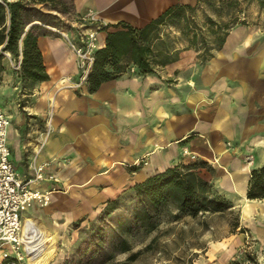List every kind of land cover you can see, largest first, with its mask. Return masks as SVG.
Wrapping results in <instances>:
<instances>
[{
  "label": "crops",
  "instance_id": "crops-1",
  "mask_svg": "<svg viewBox=\"0 0 264 264\" xmlns=\"http://www.w3.org/2000/svg\"><path fill=\"white\" fill-rule=\"evenodd\" d=\"M196 2L72 0L71 14L93 11L105 25L143 27L174 4ZM255 2L259 22L234 26L211 58L182 45L178 59L154 72L140 74L131 66L94 92L86 82L62 87L66 76L79 80L76 56L62 35L34 28L48 79L23 87L17 77L10 90L0 85V105L11 116L8 144L17 172L29 178L46 164L45 174L55 178L33 184L51 193L46 213L70 222L82 218L137 182L191 163L187 150L193 163L205 162L197 171L232 202L229 210L239 211L237 230L248 233L264 264V199L247 197L251 172L264 163V9ZM68 33L74 38L73 28ZM106 37L101 31L99 49ZM241 230L213 243L201 264L231 261L246 239Z\"/></svg>",
  "mask_w": 264,
  "mask_h": 264
},
{
  "label": "trees",
  "instance_id": "trees-1",
  "mask_svg": "<svg viewBox=\"0 0 264 264\" xmlns=\"http://www.w3.org/2000/svg\"><path fill=\"white\" fill-rule=\"evenodd\" d=\"M255 1L264 9V0ZM52 2L54 0H13L7 5L0 2V72L4 53L9 52L17 62L21 60L18 73L23 87H26L27 81L48 79L37 43L38 36L33 31L35 27L41 26L33 23L35 20L30 21L27 13L29 8ZM207 7L213 8L220 18L226 14L228 19H215L207 13ZM240 7V0H197L194 5L174 4L143 27H135L125 21L103 26L101 30L107 32L106 44L95 53L93 66L86 79L89 91H96L102 82L121 76L131 66H136L140 74H146L178 59L176 39L171 38L170 33H163V27L177 30V39L187 44L184 48L202 50L203 60L211 58L214 51L223 46L230 30L237 24L245 23L238 22L235 16L237 11H242ZM198 12L203 14L202 21L197 19ZM204 165L203 161L180 163L137 182L133 186V196L138 199L140 209L135 211L131 221L135 219L141 222L149 232L157 226L155 219L162 207L170 202L176 205V217L222 213L232 208V202L218 193L197 171L199 166ZM247 197L264 199V163L252 170ZM118 198L107 200L104 206L106 213L113 212L119 206ZM238 227L237 218L233 228ZM128 231L129 227L125 229V232ZM115 245L121 252L133 248L125 237L120 238ZM137 255L138 252L129 259ZM245 256L242 260L227 264H258L255 254L249 252ZM4 263L10 264L8 260Z\"/></svg>",
  "mask_w": 264,
  "mask_h": 264
},
{
  "label": "rangeland",
  "instance_id": "rangeland-1",
  "mask_svg": "<svg viewBox=\"0 0 264 264\" xmlns=\"http://www.w3.org/2000/svg\"><path fill=\"white\" fill-rule=\"evenodd\" d=\"M240 3L242 11L235 13L237 21H243L244 24L259 22L255 0H240ZM71 4L72 0H54L52 3L29 8L27 17L30 21L35 20L40 26L49 27L51 30V27L71 30L74 19ZM206 10L215 19H228L226 14H222L224 17H218L211 7H207ZM197 19L202 21L201 12L197 13ZM162 32L170 33L171 38L176 39L175 46L178 48L186 45L184 40L177 39L179 36L177 30L163 27ZM2 64L0 85H7L9 90L13 89L19 77L18 62L6 52ZM4 104L2 101L0 108L7 110ZM190 160L193 163L196 158L190 157ZM117 197L120 204L113 212L106 213L104 205L73 222L45 212V207L51 201V194L47 205L41 203L37 210L32 206L29 208L31 210H25L23 215H30L55 237L57 252L51 264H201L210 258L208 254L211 255L213 243L217 245L231 235V232L241 230L233 228L236 219L240 220L237 209L219 214L207 212L196 217L190 215L176 217V205L170 202L164 205L156 216L155 229L147 232L141 222L135 219L131 221L135 211L140 209L138 199L133 196V186ZM127 227L130 232H125ZM243 232L246 236L245 242L236 247L231 261L242 260L246 253L255 252L248 233ZM122 237L127 238L132 245L130 251L121 252L116 248L115 244ZM136 252L138 255L134 259H129ZM24 264L35 263H31L26 254Z\"/></svg>",
  "mask_w": 264,
  "mask_h": 264
},
{
  "label": "built area",
  "instance_id": "built-area-1",
  "mask_svg": "<svg viewBox=\"0 0 264 264\" xmlns=\"http://www.w3.org/2000/svg\"><path fill=\"white\" fill-rule=\"evenodd\" d=\"M13 0H0L4 5ZM74 38L70 37L69 30L51 27L53 31L62 35L74 52L79 68V80L73 82L69 76L62 78V87H80L86 82L93 66L95 53L99 49V34L105 24L101 23L93 11L77 15L72 20ZM19 60L17 68L20 67ZM51 117L48 116V133L51 129ZM11 125V116L0 108V264L8 260L10 264H24L26 249L23 237V212L35 202L47 204L50 201V192H41L33 187L46 179H54L45 174L46 164H40L34 169L33 176L22 177L16 170L11 159V150L8 144V133ZM186 155L195 158L187 150ZM9 248V249H7Z\"/></svg>",
  "mask_w": 264,
  "mask_h": 264
},
{
  "label": "bare ground",
  "instance_id": "bare-ground-1",
  "mask_svg": "<svg viewBox=\"0 0 264 264\" xmlns=\"http://www.w3.org/2000/svg\"><path fill=\"white\" fill-rule=\"evenodd\" d=\"M22 229L28 260L35 264H51L57 252L55 237L30 215H23Z\"/></svg>",
  "mask_w": 264,
  "mask_h": 264
}]
</instances>
